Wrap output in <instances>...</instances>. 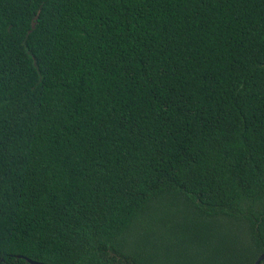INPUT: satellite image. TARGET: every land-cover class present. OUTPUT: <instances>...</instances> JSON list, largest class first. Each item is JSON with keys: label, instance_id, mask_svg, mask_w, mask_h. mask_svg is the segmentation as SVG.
<instances>
[{"label": "trees", "instance_id": "trees-1", "mask_svg": "<svg viewBox=\"0 0 264 264\" xmlns=\"http://www.w3.org/2000/svg\"><path fill=\"white\" fill-rule=\"evenodd\" d=\"M261 252L264 0H0V264Z\"/></svg>", "mask_w": 264, "mask_h": 264}, {"label": "water", "instance_id": "water-1", "mask_svg": "<svg viewBox=\"0 0 264 264\" xmlns=\"http://www.w3.org/2000/svg\"><path fill=\"white\" fill-rule=\"evenodd\" d=\"M16 257H22V258H24V260H25L26 262H28L29 264H46V263H44V262L36 261V260H32V259H30V258H28V257H23V256H21V255H16ZM262 259H264V252H261V253H259V254L257 255V257L255 258L253 264H258L259 261L262 260Z\"/></svg>", "mask_w": 264, "mask_h": 264}]
</instances>
